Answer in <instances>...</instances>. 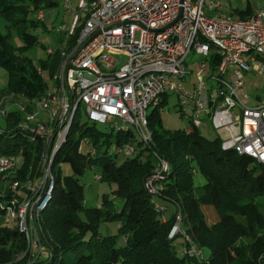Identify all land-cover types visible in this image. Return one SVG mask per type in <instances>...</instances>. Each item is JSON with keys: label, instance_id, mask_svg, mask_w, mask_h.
<instances>
[{"label": "built area", "instance_id": "1", "mask_svg": "<svg viewBox=\"0 0 264 264\" xmlns=\"http://www.w3.org/2000/svg\"><path fill=\"white\" fill-rule=\"evenodd\" d=\"M69 6L65 0V7ZM214 7H220L218 0H210L207 6L205 0H77L66 28V36L73 39L59 49L54 69L46 73L51 83L38 99L30 100L31 110L23 102L15 104L24 112L18 126L29 139L43 141L38 171L30 175L29 168L25 177L16 178L21 153L0 155V179L10 181L1 186V194L7 188L11 194L0 200V211L7 226L17 227L25 239L24 250L4 264H31L49 254L39 222L55 184L54 155L81 107L94 123L109 121L116 131L133 135L136 128L147 144L152 139L147 113L173 92L193 126L201 124L200 113L207 114L223 148H234L264 164V84L260 87L254 81L257 91L245 94L257 101L254 105L239 94L248 72L264 78V10L245 17L204 12ZM43 16V9H37L36 17ZM190 51L202 60L191 87L186 88L185 59ZM8 109L2 107L1 113ZM121 147L128 154L137 152L133 142ZM153 154L155 165L144 185L161 212L166 207L158 200L160 183L170 164L158 151ZM181 223L177 205L167 237L182 234L187 243L182 252L204 260L201 247L191 241Z\"/></svg>", "mask_w": 264, "mask_h": 264}, {"label": "trees", "instance_id": "2", "mask_svg": "<svg viewBox=\"0 0 264 264\" xmlns=\"http://www.w3.org/2000/svg\"><path fill=\"white\" fill-rule=\"evenodd\" d=\"M56 3L58 0H0V66L6 70L7 92L36 100L45 91L47 79L39 70L52 72L59 49L34 61L26 50L37 42V36L28 28L40 23L37 9ZM246 13H239V17L252 11ZM70 37L67 42L73 39ZM17 38L21 44L16 43ZM165 101L147 113L152 133L149 143L130 131H116L112 153L105 148L92 155L89 150L83 152L84 138L89 135L96 141L99 129L91 121L75 135L79 123L74 117L66 140L54 155V163L69 161L73 172L61 179L56 170L52 196L39 222L49 254L31 264H264V216L260 210L264 204V164L234 148H223L219 135L207 138L191 122L189 127L173 130L162 127L159 108ZM31 107L25 102L26 110ZM23 113L19 108L6 110V124L0 130V155L17 151L22 155L16 178L25 177L29 168L30 175L38 171L43 144L40 137L29 139L18 126ZM134 140L137 152L118 161V147ZM104 141L111 142L108 136ZM154 150L170 164L169 173L161 180L159 197L180 207L185 233L197 246L210 250L204 260L178 253L173 239L167 237L175 212L162 217L144 185L145 176L155 165ZM194 164L206 178L201 185L193 184ZM87 165L99 169L100 179L114 183L112 191L123 198L118 210L106 193L99 205L84 203L76 175ZM1 186L0 200L6 201L11 194L8 188L1 194ZM203 204L215 206L217 220L206 221ZM100 220H118V231L102 233ZM120 236L122 243L118 242ZM24 248V235L17 227L0 225V264L14 260Z\"/></svg>", "mask_w": 264, "mask_h": 264}, {"label": "rangeland", "instance_id": "3", "mask_svg": "<svg viewBox=\"0 0 264 264\" xmlns=\"http://www.w3.org/2000/svg\"><path fill=\"white\" fill-rule=\"evenodd\" d=\"M210 0H205V6ZM220 2L219 8H212L207 11H204L206 14H219V13H227L234 17H238L239 13H245L248 11H256L259 9L264 10V0H218ZM70 6L68 8L65 7V0H58V3L43 8L44 16L41 18L40 23L36 26H30L28 29L31 33L37 36V42H35L30 47H27L26 54L31 56L34 61L39 62L40 59L46 58L48 49H62L65 48L66 42L69 40V37L66 36V28L69 27L71 20V13L73 9H76L77 0H69ZM247 11H243L246 10ZM247 16V15H246ZM3 26L0 24V29ZM71 38V37H70ZM17 44H21L22 41L19 38L16 39ZM202 60V56L195 53L194 51H190L185 59V63H187V70L189 71L183 80V85L186 88L191 87V81L196 78V73L199 70V62ZM209 66L206 69V74L208 73ZM40 73L42 76L47 79V83H51V80L47 77V70L40 68ZM246 83L244 87L239 90V94L243 98V100L248 105H254L257 103L254 99H247L245 94L253 95L257 89L255 88L253 82L257 81L259 86L262 87L264 84V78L261 75H256L254 72H248L246 75ZM251 79V82L248 80ZM6 85V70L0 66V95H3V99H8V104H4L8 107H15L16 103L27 102L30 106L33 103L28 101L27 97L22 96L21 94H14L12 92H7L4 90ZM9 94V95H8ZM11 108V109H13ZM160 112V123L161 126L173 130L182 127L190 126V117L187 113L182 112L179 105L177 104V96L175 93H169L167 95V99L165 103L159 108ZM199 117L202 119L201 124L197 126V130L207 138H213L219 133L212 125V121L210 117L205 113H200ZM77 120L79 125L75 127L74 134L77 135L82 125L85 123L91 122L88 118L87 113L81 107L80 112L77 114ZM6 121L4 115L1 113L0 106V127H5ZM95 126L99 129V137L95 141L93 137L87 136L84 138L82 143V151L87 152L89 149L91 154L99 153L104 148L108 153L114 152L116 150L115 143L113 139L115 137L116 128H112L110 126V122H95ZM135 133V137L137 139L141 138L139 131L136 128H133ZM221 134H224V131H221ZM109 137L110 141L107 143L104 141V138ZM136 144V140L133 141ZM134 154V153H133ZM133 154H128L123 147H118L117 160L122 161L126 156H132ZM18 160L20 157L16 154ZM56 170L59 171L61 175V179L66 174H72V168L69 161L60 159L58 163H56ZM193 184L201 185L205 182V176L200 172L198 166L194 164L193 169ZM96 174H99V169L94 165H87L82 173L76 175V178L79 183L82 184L83 194H84V203L86 205H99L101 202V197L103 193H106V196L111 197L113 206L116 210H118L123 202V198L121 196H117L115 192L112 191L114 187L113 182H108L106 180H102L96 177ZM10 181L7 180L3 182L0 179V185H9ZM158 200L165 205V210L161 211L162 217H170L173 212L176 210V204L173 201H169L158 197ZM202 209L205 213V218L208 223H212L218 218L217 211L213 204H203ZM260 210L264 216V204L260 206ZM118 220H100L99 222V230L104 234L116 233L118 231ZM0 225H8L5 220V215L0 213ZM173 244L178 253H182V247L185 244V238L182 234L177 235L173 238ZM118 242H123V237H118ZM203 251V257L208 258L210 250L203 246L201 247Z\"/></svg>", "mask_w": 264, "mask_h": 264}, {"label": "crops", "instance_id": "4", "mask_svg": "<svg viewBox=\"0 0 264 264\" xmlns=\"http://www.w3.org/2000/svg\"><path fill=\"white\" fill-rule=\"evenodd\" d=\"M254 11H252V13H253ZM257 75V74H256ZM250 80V79H249ZM249 80H248V82H249ZM9 95V94H8ZM8 99H5V101H4V99H3V95H0V106H1V108L2 107H6V108H8V106H5L4 104H8ZM10 108H13V107H10Z\"/></svg>", "mask_w": 264, "mask_h": 264}, {"label": "water", "instance_id": "5", "mask_svg": "<svg viewBox=\"0 0 264 264\" xmlns=\"http://www.w3.org/2000/svg\"><path fill=\"white\" fill-rule=\"evenodd\" d=\"M180 1H182V0H180ZM180 10H181V8H180ZM179 13H180V12H179ZM176 19H177V18H176ZM176 19H175V20H176ZM175 20H174V21H175ZM174 21H172L170 24H172Z\"/></svg>", "mask_w": 264, "mask_h": 264}, {"label": "clouds", "instance_id": "6", "mask_svg": "<svg viewBox=\"0 0 264 264\" xmlns=\"http://www.w3.org/2000/svg\"><path fill=\"white\" fill-rule=\"evenodd\" d=\"M13 93V92H12ZM28 101H30V100H28ZM24 103V102H23ZM15 108V107H14ZM11 109V108H10ZM81 149H82V146H81Z\"/></svg>", "mask_w": 264, "mask_h": 264}]
</instances>
